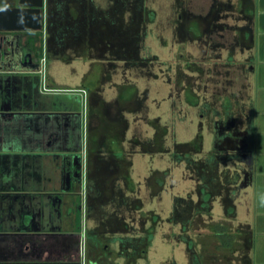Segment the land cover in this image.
Returning <instances> with one entry per match:
<instances>
[{"label": "crops", "instance_id": "obj_1", "mask_svg": "<svg viewBox=\"0 0 264 264\" xmlns=\"http://www.w3.org/2000/svg\"><path fill=\"white\" fill-rule=\"evenodd\" d=\"M99 1L47 0L45 31L42 35L45 42V53L42 59L43 80L48 89L66 91L85 89L94 66L100 65L103 72L94 87V91L97 92V110H95L98 115L95 124L102 120L110 121L107 113H104L105 104L111 105L109 107H111L110 111L113 115L117 112L118 105L123 107L122 117L130 121L132 117V112L129 109L131 97L125 93V89L132 86L129 76V61L133 47L130 31L132 20L130 1L107 0L106 6H101ZM192 1L186 6H179V10H181L177 11L178 14L173 13L172 25L174 28H178L179 15L183 9L190 11L194 16L212 17L218 3H222V5H226L228 11L237 12L238 17L235 21L239 26L237 29L239 41L236 49L240 50L241 55L250 56L252 60L248 77L250 93L248 99H251L250 108L255 127V99H261L258 95L256 96V54L258 52L264 57V0H235L234 3L232 0L230 2L229 0L227 2L224 0H199L202 2V7L199 4L194 5ZM20 5V0H0V8ZM158 18L160 19L157 14L152 15V20L148 19V22H153V20L158 22ZM200 20L199 23H202L203 20ZM201 27H203L202 24L195 27L194 41L200 42ZM35 34L36 31H24L25 41L30 37L32 39ZM0 35L3 33L1 32ZM50 41L53 43L51 44ZM30 45L26 51H35L34 44ZM17 65V68L0 66V74L4 76L15 74L24 76V79H28L26 75L32 76L31 68H21L19 64ZM19 72L24 74L20 75ZM105 75H109V80L106 82H104ZM111 75H113V79ZM42 87L43 94L48 93L44 86ZM83 95L86 106L87 99L84 93L81 96ZM8 102L6 103L5 99L0 97V226L2 231L16 233L21 230L22 225H27L32 231L41 229L40 227L47 228L48 232L57 233L56 237L62 242L58 249L65 253L62 258H68L74 251V243L71 241L72 238L65 233H72L81 225L94 229L101 221L108 222L109 232L115 237L113 264H128L126 249L131 234V219L128 211L131 193L123 188L124 192L119 199L121 207L118 213L114 214L110 210V213L103 216L102 212L97 213L92 206L91 209L89 206L84 209L83 213H77L74 210L76 190L70 186L67 174L68 163L74 158V149L68 140L63 142L62 147L29 144L27 154L19 153L23 151L12 147L14 145L9 144L10 141L5 143V136L14 137V132L19 127L27 128L28 143L34 134L35 139L39 137V130H42L41 125L44 126L45 131L55 130L61 135L63 129L65 132V129L68 128V116L50 113L35 114L36 111L44 110H37L33 106V102L30 107L24 108L13 106L10 100ZM46 102L47 110L51 111V99H47ZM21 111L24 113H20ZM31 112L33 113L31 114ZM88 125L89 121L84 114L85 129L88 128ZM39 126L40 128H38ZM37 129L39 130L37 131ZM161 129L163 128L161 127ZM119 131L109 136L107 141L109 147L106 148L100 141L101 132L95 131L92 134L87 129L85 137L87 136L89 143L90 134H92V145L88 144L87 153L86 150L83 151V159L90 160L94 164L98 158L112 154L113 159L122 164L126 165L130 161L132 168L138 165L142 166L141 163L146 162L148 170L153 169L147 173L146 177L151 178L152 176V179L159 180L163 187L165 185L164 174L167 170L163 168L164 148L158 144L153 151L149 150L145 155H130L131 126L126 128L124 122ZM157 132L156 130L155 136ZM67 134L66 131L64 136ZM45 135L47 134L45 133ZM173 160L175 161L174 158ZM253 175V184L243 190L234 200L237 212L236 224L249 225L252 232H254L255 205L254 144ZM156 181L152 180V183L156 184ZM161 189L163 190V188ZM212 199V211L215 214H222L221 195L214 194ZM52 216L55 218L52 219ZM105 217L107 221H105ZM49 237L51 236H46V238ZM50 241L48 240V242ZM252 249L249 252V264H251ZM49 250V248H44L41 255H49ZM8 259V262L13 263L24 258L9 254ZM37 259L36 255H32L29 262H35Z\"/></svg>", "mask_w": 264, "mask_h": 264}, {"label": "flooded vegetation", "instance_id": "obj_2", "mask_svg": "<svg viewBox=\"0 0 264 264\" xmlns=\"http://www.w3.org/2000/svg\"><path fill=\"white\" fill-rule=\"evenodd\" d=\"M132 9V20L130 24V31L132 33V56L129 61L130 70L134 65L140 64V58L138 54L137 46L141 37V22L143 20V1L141 0H129ZM216 8V11L212 13L213 17H199L194 16L190 11L183 9L179 15L178 32L183 36H189L194 38L196 33L192 32L191 23L198 21V26L201 27V35L203 33L214 34L225 30V26L220 23V12L223 11L222 3ZM142 8V10H141ZM203 20L202 23H199ZM190 24V26H189ZM189 26V27H188ZM13 38L10 42L5 44L6 50H13L15 56L14 60L0 63V66H13L21 68H31L33 72L32 76L26 75L28 79H24V76L13 74L12 76L0 74V97L12 102L15 107L24 108L26 106H33L37 110L35 114L50 113V114H65L68 116V128L64 129L61 135L53 130L48 132L44 130V126L41 125L39 130V137L35 139V134L32 137V144H38V146H52L62 147L63 142L68 140L71 143L72 149H74V158L69 161L67 167L68 180L70 186L74 188L76 201L75 211L77 213H83L84 209H91V206L96 212H102L105 214L118 213L120 211V197L122 195L123 188H126L130 193L128 211L130 214V238L127 245V259L128 264H141L142 258L146 256L148 246V212H147V189L149 180L151 181V187L154 191L158 190L162 186L159 180L152 183L151 178L145 177L136 178L133 177L132 163L128 161V164H122L113 159L112 154H106L98 158L96 162L91 163L90 160L83 159V151L88 150V144L92 145V134L95 131L101 132L100 141L108 148V138L113 133L120 132V127L125 122L126 128L131 126L128 119H123L122 112L123 107L117 106V112L112 114L111 107L105 104L104 113H107L110 121L102 120L95 124L97 115V92L94 88L86 85L85 89H77L72 91L66 90H53L50 89L48 93L43 94L42 86H45L43 77L37 72L36 63L42 61L45 53V42L43 41V31H37L36 34L25 41L24 32H12ZM2 36V35H0ZM31 42H33L31 44ZM44 42V46H43ZM238 43V41H236ZM19 43L24 50L25 57L27 59L33 58L34 63L23 62L19 60L20 50ZM52 44L53 41H50ZM34 44L35 51H26L29 45ZM236 44V43H235ZM30 45V46H31ZM212 49L225 48L226 44L220 41L211 42ZM137 50V51H136ZM136 56V57H135ZM142 62V61H141ZM19 74H24L23 72ZM30 74V73H28ZM108 75L104 76V82L108 80ZM91 82V81H90ZM134 87V93L131 96V102L129 109L132 114L137 115L143 113V99L141 95H137V87L131 82ZM169 93V96H164V100H175L181 95H184V99H188L187 103L190 106L199 107L201 123L200 126L207 128L212 136V149L206 155L204 159L191 160V156L186 154V157L180 152L181 145L179 141H176L174 145L173 155L176 162L181 159L194 164L193 179L199 180V187L194 192L199 198V201H194V198H187L177 195L174 197V204L172 209V216L175 220L184 224L186 230V224H192L196 221L197 216L211 215L213 208V195L220 194L222 197L223 216L226 221L234 222V229L230 228L228 223H218L214 226L215 233L219 235V246L227 250H234L235 247L241 248L243 254L241 258L250 260L249 252L253 246V232L249 225L244 226L241 223H237V212L234 200L241 194L243 190L248 189L253 184V144H254V124L252 109L248 111L246 106L240 105L236 109L232 107V103L227 100L232 98L223 97L224 101L220 107L213 105L210 101L205 100L198 102L199 98L194 88L186 87L181 94L180 84L176 83ZM82 90L86 91L85 97L87 99V105H84V95ZM55 91V92H53ZM177 95L175 98L174 93ZM51 99L52 110H47L46 101ZM206 99V97H203ZM238 99V98H237ZM142 100V101H140ZM237 101V105H238ZM111 106V105H110ZM96 109V110H95ZM20 113H24L21 111ZM33 112H31L32 114ZM84 114L89 121L88 128L84 126ZM139 116V115H138ZM141 117V116H139ZM112 120V121H111ZM87 121V120H86ZM124 121V122H123ZM35 123V122H34ZM36 124V123H35ZM37 125V124H36ZM40 128V126L38 127ZM87 129L90 131V141L88 143ZM66 131L68 132L67 135ZM159 132L157 135L149 140L142 137V133H134L130 138V155H145L149 150L153 151L158 145ZM45 133L47 135H45ZM85 133V134H84ZM163 131L160 134L162 136ZM202 141V139H201ZM192 143L187 142V145ZM203 145V142H202ZM186 146V145H185ZM188 156V157H187ZM182 160V161H183ZM71 165H74L71 167ZM221 168V170H220ZM55 218L54 216L51 217ZM152 221L157 222L160 219L159 213L153 214ZM105 221L107 218L105 217ZM32 231L27 225H22L21 230L16 233H6L2 231L0 226V264H113L114 263V249L113 244L115 237L110 234L108 222L101 221L94 229H89L86 226H78L77 230L72 233H65L69 235L74 243V251L68 258H62L65 254L64 251L59 250V244L62 242L56 237L57 233L48 232L49 229L40 227ZM43 230V231H42ZM47 230V231H44ZM228 235V241L222 238L223 235ZM51 236L46 238V236ZM217 235V236H218ZM11 237V238H10ZM51 238V239H50ZM48 240H51L48 242ZM187 243L188 251L191 252L190 258H193L194 264H203V256L201 253L196 254L195 242L189 238L184 239ZM61 242V243H60ZM226 242V243H225ZM44 248H49V255H41V251ZM235 251V250H234ZM67 252V251H65ZM121 253V251H120ZM18 255L21 259L17 262H8V255ZM36 255L38 257L35 262H29L30 256ZM169 264H178L175 260Z\"/></svg>", "mask_w": 264, "mask_h": 264}, {"label": "rangeland", "instance_id": "obj_3", "mask_svg": "<svg viewBox=\"0 0 264 264\" xmlns=\"http://www.w3.org/2000/svg\"><path fill=\"white\" fill-rule=\"evenodd\" d=\"M141 1H143L144 18L140 20L142 34L137 43L138 51L136 50L141 58L140 64L134 65L129 71V76L131 82L137 87V95L140 94L145 100H140L143 103V113L132 114L130 119L131 134L141 132L142 137L151 140L155 137V131L160 130L158 144L165 150L163 168L167 170L164 174L165 185L159 187L157 191L153 190L149 180L146 200L149 215V240L146 256L140 263L169 264L175 260L178 264H194V259L190 258L191 252L188 251L187 243L184 241L189 238L195 242L196 254L202 252L201 254L205 255L203 264H249L245 257L241 258L243 251L238 245L235 247V251L221 248L218 245L219 235L215 233L214 226L218 223H228L230 228H235L233 221L225 220L223 211L222 214H215L212 211L211 215L197 216L194 223L186 224V230H183L184 224L172 216L175 195L199 201L197 195L194 194L199 187V180L193 179L194 175L197 176L194 172V164L183 159L179 162L174 161L175 156L172 155L174 145L176 141L183 143L181 145L184 146L180 147V152L184 157L187 154L192 157L191 160L204 159L212 149V136L207 128L200 126L202 120L198 105L190 106L187 103L188 99H184V95L177 98L175 92H173L174 97L177 99H163L164 96H169V93L174 91L175 84L179 83L181 94L186 87L194 88L197 96L200 97L198 102L208 100L213 105L220 107L224 101L223 97H229L232 99L227 101L232 103L234 109L244 105L248 111L250 110L248 77L252 60L250 56L241 55L240 50L236 49V41H239L237 32L239 26L235 19L238 14L228 11L226 5H223L224 9L220 12V23L226 29L214 34L204 33L198 42L189 36L181 35L172 25L173 13L178 14L179 6H186L191 0ZM196 1L193 0L192 3L202 7V2ZM233 1L235 2L232 0V3H234ZM99 2L101 6L107 4V0ZM155 14L160 17L158 22L154 20L148 22V19H151V16H155ZM229 16L231 17L229 18ZM197 25V20L191 24L192 32L195 31ZM213 41L224 42L226 47L212 49L211 42ZM263 58V55L257 52L256 96L258 95L261 99H255L254 104L256 123L254 127L255 205L251 264H264ZM102 72L100 65L94 66L87 85L94 88L101 78ZM111 76L113 79V75ZM125 93L131 97L134 87L126 88ZM28 135L26 127H19L14 132V137L5 136V143L10 141L9 144L14 145L12 147L23 151L19 153L27 154L29 144H32L28 143ZM187 142L192 143V147L191 144L187 145ZM141 164L142 166L138 165L133 168V177L144 179L147 173L153 169L148 170L146 162ZM153 181L155 182L156 179ZM155 213L160 215L157 222L151 219ZM150 235H152L151 239ZM222 238L228 241L229 236L225 234Z\"/></svg>", "mask_w": 264, "mask_h": 264}, {"label": "water", "instance_id": "obj_4", "mask_svg": "<svg viewBox=\"0 0 264 264\" xmlns=\"http://www.w3.org/2000/svg\"><path fill=\"white\" fill-rule=\"evenodd\" d=\"M20 6L18 7H3L0 8V63L10 62L14 60V52L9 48L6 50L5 44L10 42L13 38L12 32H24L30 31H45V19L47 0H20ZM20 58L19 60L29 63H34L33 58L27 59L25 57L24 50L19 43ZM38 65L37 72L43 77V64L36 63Z\"/></svg>", "mask_w": 264, "mask_h": 264}, {"label": "built area", "instance_id": "obj_5", "mask_svg": "<svg viewBox=\"0 0 264 264\" xmlns=\"http://www.w3.org/2000/svg\"><path fill=\"white\" fill-rule=\"evenodd\" d=\"M45 91H49L50 89L46 88V86H44ZM82 93L86 94L85 90H82Z\"/></svg>", "mask_w": 264, "mask_h": 264}, {"label": "trees", "instance_id": "obj_6", "mask_svg": "<svg viewBox=\"0 0 264 264\" xmlns=\"http://www.w3.org/2000/svg\"><path fill=\"white\" fill-rule=\"evenodd\" d=\"M152 238V235H150V239Z\"/></svg>", "mask_w": 264, "mask_h": 264}]
</instances>
